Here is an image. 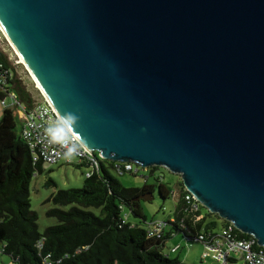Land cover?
<instances>
[{
    "label": "water",
    "instance_id": "1",
    "mask_svg": "<svg viewBox=\"0 0 264 264\" xmlns=\"http://www.w3.org/2000/svg\"><path fill=\"white\" fill-rule=\"evenodd\" d=\"M0 22L91 153L180 174L264 247V0H0Z\"/></svg>",
    "mask_w": 264,
    "mask_h": 264
},
{
    "label": "trees",
    "instance_id": "2",
    "mask_svg": "<svg viewBox=\"0 0 264 264\" xmlns=\"http://www.w3.org/2000/svg\"><path fill=\"white\" fill-rule=\"evenodd\" d=\"M14 70L20 88L31 99L17 68ZM12 84L15 86L14 81ZM3 97L0 92V100ZM72 154L78 157V167L91 168L90 160ZM95 156L99 167L91 177L85 176L82 188L59 189L53 194L50 201L55 207L47 215L56 218L58 224L40 232L38 215L31 207L30 186L35 177L45 172V165L41 161L34 163L21 131L17 130L12 110L4 109L0 118L2 254L10 256L14 264H183L165 253L168 239L180 233L211 238L226 224L202 205L195 211L186 200L189 192L181 183L177 205L165 220V234L162 238L151 236L147 224L154 219L147 218L142 208L144 200L137 199L156 190L161 200L171 199L173 192L162 182V175L156 184L127 188L111 174L114 162L101 159L97 152ZM156 170L159 168L150 169L149 178ZM45 186L56 183L49 178ZM131 217L137 221H131Z\"/></svg>",
    "mask_w": 264,
    "mask_h": 264
},
{
    "label": "built area",
    "instance_id": "3",
    "mask_svg": "<svg viewBox=\"0 0 264 264\" xmlns=\"http://www.w3.org/2000/svg\"><path fill=\"white\" fill-rule=\"evenodd\" d=\"M0 42L9 44L1 28ZM9 64L14 69L19 67L21 62L14 60V64L10 62ZM12 74V69L7 68L6 64L0 59V92L4 95L0 100V104L3 109L12 110L14 116H21L23 122L21 134L34 158V163L41 161L44 165H59L74 152L79 157L92 162L90 171L85 175L91 177L99 167L95 156L96 152L91 153L81 143L80 139L58 116L46 98L42 97V100L31 98V109L21 103L17 92L11 90L14 86L12 84L14 81ZM99 156L103 159L100 154ZM152 167L143 168L138 164L124 161L114 162V170L119 174L129 173L138 176L143 170L150 171ZM156 173L160 172L156 170L153 176ZM160 177L161 175L158 176V178ZM186 200L192 204L195 211L198 210L199 205H202L190 192L186 195ZM127 220L128 215H125L124 222ZM166 227L165 220L161 219H154L147 224L149 234L157 238H162ZM241 234L245 233L232 222L226 221V224L216 236L210 238L204 234L193 235L188 233L186 237L188 243L198 241L205 245L207 252L204 253L203 259L215 253L214 258L218 264H264V247L258 243L254 236L249 235V237L242 238ZM177 249H172V252Z\"/></svg>",
    "mask_w": 264,
    "mask_h": 264
},
{
    "label": "rangeland",
    "instance_id": "4",
    "mask_svg": "<svg viewBox=\"0 0 264 264\" xmlns=\"http://www.w3.org/2000/svg\"><path fill=\"white\" fill-rule=\"evenodd\" d=\"M0 51L6 56L7 60L14 64V60H21L16 55L15 51L7 42H0ZM18 76L22 80L24 88L33 100H42L45 98L40 90L37 88L36 83L30 76V73L21 64L17 67ZM4 109L0 104V118L2 117ZM15 122L17 130L21 131L23 127L22 118L18 115L15 116ZM78 157L75 155H69L61 164L51 166L45 165V172L38 175L32 180L30 186L31 194V207L38 215V226L40 232H44L48 227L58 224V220L47 215L48 211L55 206L50 201L53 194L59 189H72L82 188L85 175L90 171L87 167H78ZM160 173L149 178L151 175L149 171L143 170L138 176L125 173L119 174L114 169H111V174L120 181V183L127 188H142L145 184H156L158 176L162 175V182L171 188L173 192L172 198L163 201L160 199L158 190L154 193V199L152 201L144 200L142 202V208L148 219H161L166 220L169 215L175 209L179 200V192L183 183L182 176L180 174L169 171L166 167H159ZM49 178H52L56 183V186L46 187L45 184ZM184 185V184H183ZM185 188V186H183ZM131 221L136 222L137 219L131 217ZM2 244L0 242V248ZM177 249L172 252V249ZM166 254H169L171 258H178L183 264H218L215 260V253H212L208 258L203 259V255L207 252V248L201 242H189L184 234L174 235L171 239L166 241L164 247ZM0 264H14L13 259L0 252Z\"/></svg>",
    "mask_w": 264,
    "mask_h": 264
},
{
    "label": "bare ground",
    "instance_id": "5",
    "mask_svg": "<svg viewBox=\"0 0 264 264\" xmlns=\"http://www.w3.org/2000/svg\"><path fill=\"white\" fill-rule=\"evenodd\" d=\"M0 28L3 31L4 35L6 36L9 45L12 47V49L15 51L16 55L19 57V59L21 60V64L24 65V67L27 69V71L30 73V76L33 78L34 82L37 85V88L40 90L41 94L48 100V102L51 104V106L53 107V109L55 110V112L58 114V116L64 121L65 124L66 121L63 119V117L59 114V112L56 110V108L53 106V104L50 102L45 90L43 89L42 85L40 84L39 80L37 79L36 75L33 73L31 67L29 66V64L26 62V60L24 59V57L22 56V54L19 52V50L17 49V47L15 46V44L13 43L12 39L10 38L9 34L7 33V31L5 30V28L3 27V25L0 22ZM68 125V124H67ZM69 126V125H68ZM71 129V128H70ZM72 130V129H71Z\"/></svg>",
    "mask_w": 264,
    "mask_h": 264
},
{
    "label": "crops",
    "instance_id": "6",
    "mask_svg": "<svg viewBox=\"0 0 264 264\" xmlns=\"http://www.w3.org/2000/svg\"><path fill=\"white\" fill-rule=\"evenodd\" d=\"M21 117V116H20ZM21 131H22V129H21Z\"/></svg>",
    "mask_w": 264,
    "mask_h": 264
}]
</instances>
